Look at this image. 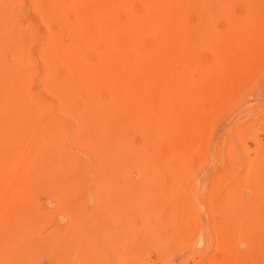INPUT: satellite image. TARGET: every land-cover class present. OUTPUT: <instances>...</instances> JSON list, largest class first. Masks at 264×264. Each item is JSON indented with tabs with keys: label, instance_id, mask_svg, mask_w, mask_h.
I'll list each match as a JSON object with an SVG mask.
<instances>
[{
	"label": "rangeland",
	"instance_id": "1",
	"mask_svg": "<svg viewBox=\"0 0 264 264\" xmlns=\"http://www.w3.org/2000/svg\"><path fill=\"white\" fill-rule=\"evenodd\" d=\"M175 2L165 25L188 41L173 46L170 99L190 135L159 136L171 166H38L23 187L0 182V196L28 194L0 199V264H264V0ZM15 4L0 16L43 36L31 1ZM149 12L133 0L138 33Z\"/></svg>",
	"mask_w": 264,
	"mask_h": 264
},
{
	"label": "bare ground",
	"instance_id": "2",
	"mask_svg": "<svg viewBox=\"0 0 264 264\" xmlns=\"http://www.w3.org/2000/svg\"><path fill=\"white\" fill-rule=\"evenodd\" d=\"M20 1L0 0V10ZM30 1L47 25L43 36L31 23L0 16V182L23 187L38 166L64 177L71 169L171 166L159 136L190 135L170 99L180 90L173 46L188 41L165 25L178 2L144 0L155 25L142 19L151 26L138 33L133 0ZM27 196L21 188L0 199Z\"/></svg>",
	"mask_w": 264,
	"mask_h": 264
}]
</instances>
